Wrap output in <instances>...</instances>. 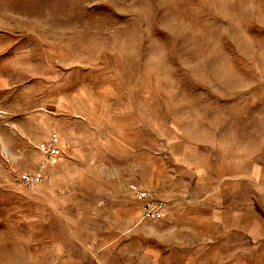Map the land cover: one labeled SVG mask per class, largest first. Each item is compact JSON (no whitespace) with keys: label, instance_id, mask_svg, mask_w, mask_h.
<instances>
[{"label":"rangeland","instance_id":"374dc122","mask_svg":"<svg viewBox=\"0 0 264 264\" xmlns=\"http://www.w3.org/2000/svg\"><path fill=\"white\" fill-rule=\"evenodd\" d=\"M0 264H264V0H0Z\"/></svg>","mask_w":264,"mask_h":264},{"label":"built area","instance_id":"2783aa9c","mask_svg":"<svg viewBox=\"0 0 264 264\" xmlns=\"http://www.w3.org/2000/svg\"><path fill=\"white\" fill-rule=\"evenodd\" d=\"M42 149L44 150L45 155L50 158L54 157L59 152L60 147L56 139H52L51 141L44 143ZM23 179L25 183L32 185L37 181H42L44 179V174L42 171L36 173L26 172L23 175Z\"/></svg>","mask_w":264,"mask_h":264}]
</instances>
